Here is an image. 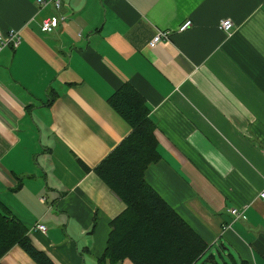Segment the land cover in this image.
Masks as SVG:
<instances>
[{
	"label": "crops",
	"instance_id": "obj_1",
	"mask_svg": "<svg viewBox=\"0 0 264 264\" xmlns=\"http://www.w3.org/2000/svg\"><path fill=\"white\" fill-rule=\"evenodd\" d=\"M36 1L0 0V33L20 37L0 50V201L32 245L99 264L126 204L94 169L131 133L108 102L128 83L156 126L146 181L207 244L201 258L264 264V0ZM52 16L66 20L43 33ZM0 264L37 263L16 245Z\"/></svg>",
	"mask_w": 264,
	"mask_h": 264
},
{
	"label": "trees",
	"instance_id": "obj_2",
	"mask_svg": "<svg viewBox=\"0 0 264 264\" xmlns=\"http://www.w3.org/2000/svg\"><path fill=\"white\" fill-rule=\"evenodd\" d=\"M130 125L131 133L94 169L96 175L126 204L111 222L99 264H196L207 244L147 183L148 167L160 161L155 123L143 96L124 84L108 100ZM20 246L37 264H55L31 243L19 222L0 201V260Z\"/></svg>",
	"mask_w": 264,
	"mask_h": 264
},
{
	"label": "built area",
	"instance_id": "obj_3",
	"mask_svg": "<svg viewBox=\"0 0 264 264\" xmlns=\"http://www.w3.org/2000/svg\"><path fill=\"white\" fill-rule=\"evenodd\" d=\"M39 8H45L47 5L52 4L56 9H60L61 0H37L36 1ZM64 16L57 17L52 16L44 19L41 23V31L43 33H52L60 25L61 22L65 21ZM193 27V22L191 20H185L182 24L178 26L176 30H158L152 40L149 42L150 48H156L161 43L169 41L174 33H184L190 28ZM219 29L227 35H230L234 29V24L230 19L221 20L219 24ZM20 43L19 32L16 30H11L6 35L0 33V50L10 44L18 46ZM260 200L264 203V191L259 194ZM41 200L45 202V198L42 197ZM229 212L234 215L236 218L241 217L240 210L230 209ZM34 231H39L42 234L47 233V227L42 223H37L34 226Z\"/></svg>",
	"mask_w": 264,
	"mask_h": 264
},
{
	"label": "rangeland",
	"instance_id": "obj_4",
	"mask_svg": "<svg viewBox=\"0 0 264 264\" xmlns=\"http://www.w3.org/2000/svg\"><path fill=\"white\" fill-rule=\"evenodd\" d=\"M221 254L224 255V253L221 252ZM216 259V261L214 262V260ZM223 260L219 254L215 253V258L212 260L211 258V254H207L206 256H204L203 258H201L196 264H222ZM226 262L228 264H232V262L230 261V258L226 257Z\"/></svg>",
	"mask_w": 264,
	"mask_h": 264
},
{
	"label": "water",
	"instance_id": "obj_5",
	"mask_svg": "<svg viewBox=\"0 0 264 264\" xmlns=\"http://www.w3.org/2000/svg\"><path fill=\"white\" fill-rule=\"evenodd\" d=\"M222 264H228L226 261H223V263Z\"/></svg>",
	"mask_w": 264,
	"mask_h": 264
}]
</instances>
